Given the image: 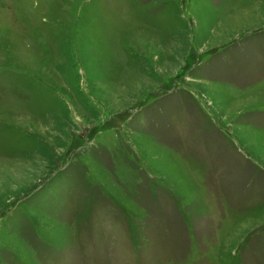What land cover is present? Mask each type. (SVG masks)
Returning <instances> with one entry per match:
<instances>
[{
    "label": "rangeland",
    "instance_id": "rangeland-1",
    "mask_svg": "<svg viewBox=\"0 0 264 264\" xmlns=\"http://www.w3.org/2000/svg\"><path fill=\"white\" fill-rule=\"evenodd\" d=\"M0 264H264V0H0Z\"/></svg>",
    "mask_w": 264,
    "mask_h": 264
}]
</instances>
